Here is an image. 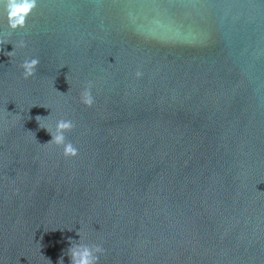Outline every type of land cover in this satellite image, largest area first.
<instances>
[{
  "label": "water",
  "instance_id": "1",
  "mask_svg": "<svg viewBox=\"0 0 264 264\" xmlns=\"http://www.w3.org/2000/svg\"><path fill=\"white\" fill-rule=\"evenodd\" d=\"M79 232L100 264H264V0H38L12 33L0 0V264Z\"/></svg>",
  "mask_w": 264,
  "mask_h": 264
},
{
  "label": "clouds",
  "instance_id": "2",
  "mask_svg": "<svg viewBox=\"0 0 264 264\" xmlns=\"http://www.w3.org/2000/svg\"><path fill=\"white\" fill-rule=\"evenodd\" d=\"M38 0H3V10L5 19L7 21V28L9 33L18 30H24L27 27L28 18L36 10ZM20 47H25V42L20 41ZM14 50L9 53L11 55ZM40 61L38 58L25 59L20 65L22 69L23 79L28 80L36 74ZM143 73L137 71L135 73L136 79H140ZM80 102L83 106L91 108L95 99L92 94V85L88 84L80 93ZM43 117L37 116L36 120L41 129H45L51 135V141L44 145L62 148L63 158L65 160H75L79 156V150L70 142L67 141L66 133H71L75 124L70 119H59L55 122L54 128L51 125H41L39 122ZM80 242L69 241L71 247L67 255L70 257V264H100L101 256L105 255V249L101 244L85 243L80 232ZM59 264H64L63 258L60 259Z\"/></svg>",
  "mask_w": 264,
  "mask_h": 264
}]
</instances>
